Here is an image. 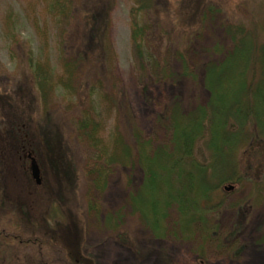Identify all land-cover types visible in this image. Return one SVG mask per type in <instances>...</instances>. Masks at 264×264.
<instances>
[{
    "label": "trees",
    "instance_id": "obj_1",
    "mask_svg": "<svg viewBox=\"0 0 264 264\" xmlns=\"http://www.w3.org/2000/svg\"><path fill=\"white\" fill-rule=\"evenodd\" d=\"M41 1L51 26L45 30L47 38L50 39L47 35L50 31H56L61 71L56 73L50 63L51 54L44 46L40 54L39 50L36 53L27 49L25 61L32 69L45 106L56 93L66 92L71 106L78 107L72 120L77 139L88 150L84 169L88 177L89 216L113 234H119L124 224L123 213L102 215L99 194L106 190L116 167H140L144 182L130 193L127 204L154 235H165L170 210L175 208L184 233L200 227L207 237L218 240L221 235V240L230 241L235 236L234 230L221 233L216 224L217 214L226 206L222 186L233 183L244 188L246 183L250 184V192L238 203H232L234 207L248 201L264 203V170L260 171V177L250 173L251 160L259 156L264 160V16L259 20L251 18L249 22L240 19L222 24V41L213 48L216 55L202 66L201 81L200 74L191 66V45L182 48V37L171 50L158 53L153 49L150 39L159 26L160 14L154 7L155 0H132V48L141 75L145 77L151 72L159 79L187 78L195 84L202 83L208 92L207 99H198L189 111L173 105L167 117L171 131L169 145L154 146L140 131L123 92L120 94L121 81L115 85L117 77L108 33L102 38V71L97 65L95 75L88 80L78 73L87 53L83 51L85 48L74 46L72 37L77 24L85 19L94 34L99 21L96 15L86 10L84 0ZM212 10L209 6L197 14L196 26L201 28L194 35L186 30L185 38L188 36L184 41H193L203 31ZM34 26L40 36L44 34L40 22ZM109 80L114 82L112 86ZM20 126L18 131L22 135L23 124ZM25 142L23 137L19 138L21 151L27 148L28 157L33 146ZM202 147L204 160L197 154ZM43 185V181L34 184L37 189ZM215 198L217 201L213 202ZM50 203L39 223L35 218H23L29 212L13 203L6 205L0 197V208L4 210L0 215V264H94V259L81 250L82 241L75 247L57 234L59 223L67 215L60 204Z\"/></svg>",
    "mask_w": 264,
    "mask_h": 264
},
{
    "label": "rangeland",
    "instance_id": "obj_2",
    "mask_svg": "<svg viewBox=\"0 0 264 264\" xmlns=\"http://www.w3.org/2000/svg\"><path fill=\"white\" fill-rule=\"evenodd\" d=\"M84 1L86 10L92 11L99 21L94 34L86 19L77 24L72 37L74 46L85 48L82 50L87 53L78 73L88 80L95 75L97 65L102 71V38L108 33L117 77L115 85L121 81L120 94L122 91L129 102L131 115L154 146L169 145L168 110L178 104L189 111L198 99H207L208 92L202 83L195 84L187 78L159 79L151 72L145 77L141 75L132 48V0ZM209 6L213 10L207 26L193 41H184L188 36L185 38L186 30L193 35L200 30L201 25L196 26L197 14ZM154 7L160 14L159 26L150 39L153 49L158 53L171 50L182 37V48L191 45V66L200 74L201 81L202 66L216 55L213 48L222 41V24L240 19L249 22L251 18L259 20L264 16V0H155ZM152 16L154 19L155 15ZM47 18L41 0H0V197L5 204L22 207L29 212L23 218H35L39 223L51 201L60 204L67 219L59 223L57 234L75 247L82 241L81 250L94 259V264H264V203L248 201L240 207L231 205L247 196L251 190L249 183L244 188L233 183L222 186L226 206L217 214L216 224L221 233L234 230L235 236L227 242L220 239L221 235L217 236L218 240L207 237L200 227L184 233L175 208L170 210L165 235H154L127 204L130 193L136 192L144 182L140 167H116L106 190L99 194L102 215L123 213L124 224L119 234H113L89 216L88 177L84 169L88 150L77 139L72 120L78 107L71 106L66 92L56 93L45 106L32 69L25 61L27 49L32 48L36 53L39 50L37 54H40L44 46L51 54L50 63L57 69L56 73L61 71L56 31L47 34L50 39L46 36V28H51ZM36 22L44 29L41 36L35 30ZM109 81L112 86L114 82ZM22 124L24 132L20 135L18 128ZM22 137L33 146L31 153L39 163L44 183L41 188L34 186L27 148L24 153L19 144ZM197 154L204 160L203 147ZM263 165L261 156L251 160L253 177H260ZM230 185L234 188H224ZM220 195H217L219 199ZM216 201L217 198L213 202ZM3 212L0 208V215Z\"/></svg>",
    "mask_w": 264,
    "mask_h": 264
},
{
    "label": "water",
    "instance_id": "obj_3",
    "mask_svg": "<svg viewBox=\"0 0 264 264\" xmlns=\"http://www.w3.org/2000/svg\"><path fill=\"white\" fill-rule=\"evenodd\" d=\"M28 158L30 159V172H31L32 178L34 179L37 185H40L42 183V179H41V170H40L39 164L36 158L31 153L28 154ZM224 188L226 190H231L234 187L230 185V186H225Z\"/></svg>",
    "mask_w": 264,
    "mask_h": 264
}]
</instances>
